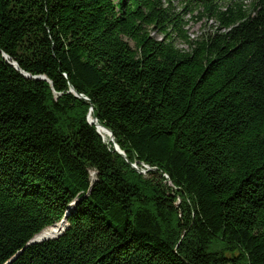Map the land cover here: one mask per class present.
<instances>
[{
    "label": "trees",
    "instance_id": "16d2710c",
    "mask_svg": "<svg viewBox=\"0 0 264 264\" xmlns=\"http://www.w3.org/2000/svg\"><path fill=\"white\" fill-rule=\"evenodd\" d=\"M9 261L264 264V0H0Z\"/></svg>",
    "mask_w": 264,
    "mask_h": 264
},
{
    "label": "rangeland",
    "instance_id": "374dc122",
    "mask_svg": "<svg viewBox=\"0 0 264 264\" xmlns=\"http://www.w3.org/2000/svg\"><path fill=\"white\" fill-rule=\"evenodd\" d=\"M189 25H188V29L190 31L191 37H197L199 35H201L207 28H209L212 25V21L207 20V19H202L200 20L199 18H191L189 17ZM179 46L182 48H187V45L183 44V43H179ZM106 138V137H105ZM110 138V137H109ZM123 151V150H122ZM137 169L140 170L142 173H145L147 171L148 166L146 165H138L135 164ZM63 225V227H66L67 223H61Z\"/></svg>",
    "mask_w": 264,
    "mask_h": 264
},
{
    "label": "bare ground",
    "instance_id": "6f19581e",
    "mask_svg": "<svg viewBox=\"0 0 264 264\" xmlns=\"http://www.w3.org/2000/svg\"><path fill=\"white\" fill-rule=\"evenodd\" d=\"M90 119L93 120V117L90 116ZM97 124H98V126H97L98 130L102 131L106 135H108L110 137V140H111V135H110V132L107 130V128L103 127L99 123H97ZM62 230H63V225L62 224H60L58 226L51 227V228H47L44 231H42L40 234H38L37 238L38 239H43V238H49V237H56L62 232Z\"/></svg>",
    "mask_w": 264,
    "mask_h": 264
},
{
    "label": "water",
    "instance_id": "95a60500",
    "mask_svg": "<svg viewBox=\"0 0 264 264\" xmlns=\"http://www.w3.org/2000/svg\"><path fill=\"white\" fill-rule=\"evenodd\" d=\"M13 65L16 66V67L18 68V65H17L16 63H13ZM89 121H90L91 123L96 124V126H98L97 121H96L95 118H93V120H92V119H89ZM107 130L110 132V135H111V141H112V142H115V137H114L112 131H111L109 128H107ZM114 148H115V150H116L118 153H120L121 155H123L124 157H126L125 152L121 150V148L119 147V145H118L117 143H115V147H114ZM133 166L137 169L135 163L133 164ZM140 172H141V171H140ZM142 172H143V171H142ZM63 230H64V227H63ZM63 230H62V231H63ZM61 234H62V232H61L59 235H61ZM59 235H58V236H59ZM37 236H38V235H36V236H35V237H34V238H33V239H32V240L26 245V247L29 246V245H31V244L40 243V242H43V241H45V240H49V239H53V238H57V237H58V236H56V237H49V238L38 239ZM20 252H22V251H20ZM20 252H19V253H20ZM15 258H16V256H15L11 261H13ZM11 261H9V262L6 263V264H9Z\"/></svg>",
    "mask_w": 264,
    "mask_h": 264
}]
</instances>
